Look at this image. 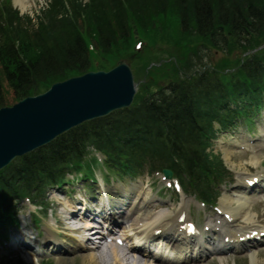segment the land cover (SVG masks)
<instances>
[{"label":"trees","instance_id":"obj_1","mask_svg":"<svg viewBox=\"0 0 264 264\" xmlns=\"http://www.w3.org/2000/svg\"><path fill=\"white\" fill-rule=\"evenodd\" d=\"M53 1L48 13L39 17L36 29L13 27L12 24L20 20L18 12L10 6L0 10L1 22L10 26L3 30L0 22V64L3 80L13 91L14 101L43 92L67 76L92 69L86 38L98 43L103 58L111 46L121 42L129 46V21L134 17L139 24L156 14L178 18L182 29L165 42L180 41L187 74L188 68L193 66L192 56L188 54H198V39L207 45L220 46L227 56L235 51H250L264 41V0H67L68 6H64V0ZM27 21L31 19L27 17ZM147 24H143L144 29ZM166 28L167 25L164 30ZM246 40L257 43H246ZM236 59L239 69L233 76L238 78L240 87L250 86L256 93L264 92V53L246 57L243 63L240 57ZM178 76L174 77L175 83L170 85L168 95L161 91L158 97L145 99L139 94L132 108L114 115L121 114L119 118L109 116L85 123L51 144L16 159L0 172V210L43 181L59 182L64 178L66 163L80 158L88 145L112 152L114 160L110 167L122 170L142 165L149 154L151 158L164 156L168 162L178 157L186 165L181 172L192 175L198 168L203 174L214 168L215 162L205 153L204 145L193 149L184 143L185 139L204 137L206 125L209 127L211 123L203 117L207 114L201 97L206 95L205 102L211 104L210 108L219 106L223 100L220 95L209 92L210 83L197 78L179 81ZM7 94L0 80V108L8 105ZM135 124L152 131L146 135L155 132L161 146L140 140L135 149L128 151L121 144L116 145L117 134L138 126ZM10 219L7 213L0 212V223L5 224Z\"/></svg>","mask_w":264,"mask_h":264},{"label":"water","instance_id":"obj_2","mask_svg":"<svg viewBox=\"0 0 264 264\" xmlns=\"http://www.w3.org/2000/svg\"><path fill=\"white\" fill-rule=\"evenodd\" d=\"M135 94L132 71L120 60L110 71L70 78L0 109V169L84 121L130 106Z\"/></svg>","mask_w":264,"mask_h":264},{"label":"rangeland","instance_id":"obj_3","mask_svg":"<svg viewBox=\"0 0 264 264\" xmlns=\"http://www.w3.org/2000/svg\"><path fill=\"white\" fill-rule=\"evenodd\" d=\"M2 1V0H0ZM28 3H29V6L28 8L23 11L22 14H26V15H30L32 18H34L35 16L39 15L40 12L42 10H44L47 5H48V2L49 0H26ZM13 4L14 5H19V3H17L16 0H12ZM193 42H195V40H193ZM109 53H106V57L103 59V67L104 68H111L112 66H114L116 64V62L120 59V58H130V46H128V43L127 42H124V43H120L119 45H116L112 48L109 49ZM212 50H216V49H209L207 52H210ZM206 52V53H207ZM210 56H209V60H207L210 63V60L213 61V62H216V61H219L220 59L222 58H225L227 57L229 59V61H235L236 58L235 56H239L241 57L242 54L240 55H237L235 52L233 53V55H231V57H228L226 55H224L222 52L220 51H216L215 52V55H214V52H213V55H211V53H209ZM158 61L160 62V59H163L165 61V66L166 67H172V63L171 61L173 60L171 57H168L166 53H161L159 54L158 56ZM131 62V61H130ZM132 64V62H131ZM132 66L135 67V69H137V66L136 64H132ZM136 74H137V82H138V86H139V94H141V87H144V86H148L150 84H152L149 80L147 81H144V79H147V77H151V79L157 81L158 83H160L161 81H163L161 78H160V70L159 71H154V72H151L150 74L148 73H139L136 71ZM68 78L65 77L63 79H60V80H66ZM167 81H169L168 79L163 81L162 82V86H165L167 84ZM149 82V83H148ZM144 83V85H143ZM157 83V84H158ZM5 85V88L7 89L8 91V94H7V98H8V105H13L16 101H14L13 99V91L9 88V86L7 85V83L4 84ZM160 86V85H159ZM151 89L153 88L152 85L150 87ZM264 114H262V116L257 119L255 122L256 124L258 123V130H261L262 131V128H261V125L263 124L264 121ZM256 126V125H255ZM239 131H244V128L241 127L239 130H237L236 132H239ZM260 136V135H259ZM226 138H228V136H226V134H221L220 137H219V141H222V140H225ZM243 141V140H242ZM218 147H220V145H215V153H218L219 150H218ZM258 156H259V159L261 160L260 161V165H264V150H260L258 152ZM224 159L226 160L225 158V155H223ZM252 155L246 153V152H239V153H235V155L232 156V161L231 162H227L228 163V167L231 171H234L236 174H239V173H242V172H249V171H252V167H255V164L253 163L252 159H251ZM261 165V166H262ZM264 167V166H262ZM99 176H102L101 173L98 174ZM85 183L82 185V186H72L70 188L67 189V191L72 195V197H74V195L76 194V191H86L88 189V185H86L85 187ZM135 186H138L140 187L143 191L145 192H149L150 194H152V197L156 198L155 195L160 191V188H161V182L160 180H148L146 179L145 181L144 180H141V182H134V183H129V181H127V187H131L134 189ZM108 189H110L108 187ZM119 191V190H122V186L116 182V185L114 186L113 189H110V191ZM57 192H54L53 195H55L58 199H62V200H65L66 198H64V196L62 195V193H60V191H63L62 189H59V190H55ZM52 192L50 193V200L52 202ZM171 197H172V201L169 202L171 200ZM189 197V200H190V205L192 206V209L196 212L197 209L195 208V204H194V199L192 196L188 195ZM157 199V198H156ZM176 200H174L173 202V196H171V194H168L164 201L163 202H167L165 205H167L168 207L165 208V211H167V213L169 214H173L174 210L177 208L178 206V202H175ZM156 203H159L158 201H156ZM257 204L254 203V207H253V211H252V214L255 216L254 218V223H262L264 224V198H260V200L257 202ZM54 207H56L57 205L54 204L53 205ZM26 209H23V211H25L24 214H22L21 216V220L25 223H27L28 225L32 226V224L30 223V218H29V213L30 212H34V208L30 207L28 205V208L27 207H24ZM159 210H153V213H156L158 212ZM56 212H58V209H56ZM256 212V213H255ZM56 215V214H55ZM54 215V216H55ZM50 215H48L47 217L49 218ZM240 222H242V220H240ZM42 225L43 227H45V225L47 226H50L48 223H46L45 221L42 222ZM243 226H248V225H243ZM242 227V226H241ZM44 237H42V239H44ZM72 245V248L74 247V244L71 243ZM72 248H68V249H72ZM256 252L258 253V258H259V264H264V246L263 247H260V248H257L256 249ZM22 255L24 254L23 251L20 252ZM88 253H83V254H76V253H69L68 255L66 256H62L60 257L61 259H52L50 260L49 262L47 263H50V264H89V261H88ZM19 254V253H18ZM18 254H14V255H11V258L14 259V260H18ZM5 254L3 253H0V264H17L18 261H11L7 258V256H4ZM84 256V257H83ZM30 260L29 258L27 257L26 258V263L29 264ZM34 264H40L41 262V259H34L32 261ZM93 264V263H91ZM171 264H184V263H171ZM197 264V263H195ZM198 264H251L250 262V257L249 255L248 256H245L243 258V255H230V256H227V255H224V256H219V255H214L212 257H210L209 259H206L204 261H201L200 263Z\"/></svg>","mask_w":264,"mask_h":264},{"label":"bare ground","instance_id":"obj_4","mask_svg":"<svg viewBox=\"0 0 264 264\" xmlns=\"http://www.w3.org/2000/svg\"><path fill=\"white\" fill-rule=\"evenodd\" d=\"M16 1L17 3H19V7L21 8L22 11H25L29 6V3L26 0H16ZM263 28H264V25H263ZM253 42H256V41L246 40V43H253ZM247 53L248 51L244 53H241V51L237 52L238 55L240 54L245 55ZM221 65L222 66L217 67L218 71L223 70V67H225L226 69L235 70L236 60L221 62ZM120 116L121 114H118L116 118H119ZM225 153H226V157L229 159L231 155L233 154L231 149L230 150L226 149ZM251 159L254 164L258 165L260 159L257 155L252 156ZM135 193H136L137 198L142 199V202L134 201L131 204V208L135 210V218H134L133 224H131L130 227L136 231V234L143 236L142 238H150L151 237L150 234L155 232L158 229L163 230L164 236H165V232H176V229L180 225L179 221L172 219L170 216L165 217L163 215H158V214L152 216L150 214L151 212L150 209H146L149 205H151V200L149 201L147 199L149 197V193H147L144 196L143 191H141L140 189L136 191ZM242 199H245V200L233 201L226 195L220 202L225 210L231 213H234L240 219L244 218L246 221L251 222L253 218L248 212V210H250L251 208V204L248 203L249 199L247 198H242ZM234 202L237 204V207L235 208L232 207V203ZM61 206L67 207L68 204L61 203ZM181 212H185L183 207L181 208ZM71 216L73 215L71 214ZM56 218L59 222L60 227L67 233H73L74 231L77 233H84V232H87L88 230L87 226L82 225L84 223L82 219L74 218V220H77V223L81 225L77 229H73L67 223L59 219V216H57ZM126 234L129 235L128 233ZM126 234H123L122 236L125 237ZM155 239H160V237L155 238ZM49 241H51V239H49ZM78 241L81 242L82 245H80ZM78 241L76 240V243L79 244L78 245L79 250H75V253L77 252L87 253L88 251H91L87 256L89 264L91 263L93 264H149V261L147 260V256L139 252L136 249L126 251L118 246H105L103 243L102 244L95 243L86 237L78 239ZM225 248H226V251H230L229 247L225 246ZM209 250H211V252H215V251L221 252L222 251L221 253H223L224 251L222 249H217V248H210ZM64 253H67V250L64 251ZM250 259H251L252 264H259L257 252H253L250 255ZM184 262L190 263L189 261H184Z\"/></svg>","mask_w":264,"mask_h":264}]
</instances>
